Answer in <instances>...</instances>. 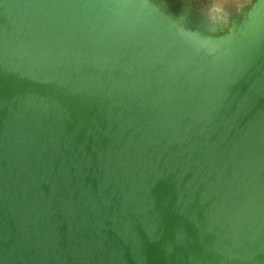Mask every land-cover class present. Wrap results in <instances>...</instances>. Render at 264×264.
<instances>
[{"label":"water","instance_id":"95a60500","mask_svg":"<svg viewBox=\"0 0 264 264\" xmlns=\"http://www.w3.org/2000/svg\"><path fill=\"white\" fill-rule=\"evenodd\" d=\"M263 7L221 48L145 0H0V264H264Z\"/></svg>","mask_w":264,"mask_h":264},{"label":"rangeland","instance_id":"374dc122","mask_svg":"<svg viewBox=\"0 0 264 264\" xmlns=\"http://www.w3.org/2000/svg\"><path fill=\"white\" fill-rule=\"evenodd\" d=\"M145 1L157 9L161 21L164 27L166 26L169 33L172 32L184 37L187 40H194L195 42L193 43V47L199 46L196 45L197 43H208V41H213L215 42V45L213 46L219 45L220 47L219 43H221L222 48L228 45L232 40L244 36L247 30L250 12L255 6V3L261 0H227L229 5L225 7L224 15L218 20L213 19L208 15L211 10L212 0ZM238 3L243 4L238 7L236 6ZM259 31L261 32L262 30L259 29ZM175 38L178 37L175 36ZM253 53H256V55L259 54V61H264V42H262L261 36L255 40H252L248 44V56H251ZM183 62H185L184 64L187 63L186 60ZM260 63H257V65H261ZM251 68L252 65H248L247 72L251 70ZM247 72L242 74L241 77H238L239 84L245 87L248 85V83H241L240 78L242 79L243 77L247 76ZM257 87H259L260 91L264 90V76L257 82ZM262 183L264 184V180Z\"/></svg>","mask_w":264,"mask_h":264},{"label":"clouds","instance_id":"9594fccd","mask_svg":"<svg viewBox=\"0 0 264 264\" xmlns=\"http://www.w3.org/2000/svg\"><path fill=\"white\" fill-rule=\"evenodd\" d=\"M243 3H238L236 6H241ZM229 5L227 0H212L211 10L208 13L213 19H219L224 15L225 7Z\"/></svg>","mask_w":264,"mask_h":264},{"label":"bare ground","instance_id":"6f19581e","mask_svg":"<svg viewBox=\"0 0 264 264\" xmlns=\"http://www.w3.org/2000/svg\"><path fill=\"white\" fill-rule=\"evenodd\" d=\"M3 1V0H2ZM261 6H259V8H260ZM135 9L136 10H138V11H140L143 15L145 14L144 12H145V9H140V7L139 6H136L135 7ZM263 9H264V7H263ZM144 10V11H143ZM145 16V15H144ZM139 22V21H138ZM139 51V55H140V57H142V56H144L143 55V53H142V51L139 49L138 50ZM138 55V54H137ZM260 216H261V213H259L258 212V210H256L255 211V215H254V218H253V221H254V223L256 224V226H257V229H258V231H259V228H260ZM191 250V249H190ZM195 250H192V252H194ZM199 253H203L202 251H200Z\"/></svg>","mask_w":264,"mask_h":264}]
</instances>
